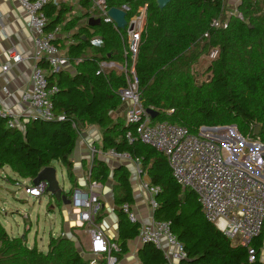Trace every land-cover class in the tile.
Masks as SVG:
<instances>
[{
  "label": "trees",
  "instance_id": "16d2710c",
  "mask_svg": "<svg viewBox=\"0 0 264 264\" xmlns=\"http://www.w3.org/2000/svg\"><path fill=\"white\" fill-rule=\"evenodd\" d=\"M91 1L80 3L88 10ZM104 2L106 9L127 6L128 18L146 6L134 66L145 109H152L161 120L186 128L192 134L201 127L234 126L241 137L251 134V138L264 143V0H239L236 10L241 20L229 16V2L222 5L218 0H171L163 10L156 7L155 0ZM64 10L63 4L54 2L45 6L46 30H53L63 22ZM217 19L228 21L227 28H212L211 22ZM99 20L98 25L81 28L73 36L75 44L68 47L69 60H81L75 74L52 72L46 63H39L49 72V87L57 90L51 97L52 121L31 120L19 130L7 128V119L0 118V169L9 167L18 180L31 183L41 170L58 163L74 187L70 158L77 138L82 128L97 126L101 130L102 150L113 149L138 160L150 179L149 184L160 189L152 219L169 224L186 253L185 264H261L264 227L251 241L256 257L249 263L247 250L232 246L204 218L195 195L175 184L163 156L137 140L129 143L125 135L132 127L126 128L124 122L111 118L110 114L121 105L117 91L125 87L124 76L106 70L97 74V71L100 63L125 61L126 36L125 31ZM72 27L67 24L65 30ZM92 38H99V45H93ZM90 49L92 53L86 58L85 53ZM213 49H217V56L206 68L210 75L206 81L197 83L198 74L192 70ZM170 110L172 114L168 115ZM255 126H258L257 136L253 135ZM108 175L106 165L94 158L90 180L103 183ZM113 179L119 220L118 261L127 250L125 241L137 237L138 225L129 223L120 209L122 204L133 203L128 171L118 167ZM100 213L101 210L95 218L96 224L101 220ZM139 260L141 264L163 262L161 252L151 245H144ZM88 262L89 257L79 253L75 243L66 237H50L47 251L40 252L35 246L29 248L25 237H10L0 224V264Z\"/></svg>",
  "mask_w": 264,
  "mask_h": 264
},
{
  "label": "built area",
  "instance_id": "2783aa9c",
  "mask_svg": "<svg viewBox=\"0 0 264 264\" xmlns=\"http://www.w3.org/2000/svg\"><path fill=\"white\" fill-rule=\"evenodd\" d=\"M56 1L18 0L26 18V28L32 36L35 65L30 74L29 89L24 91L20 97L21 103L27 105L30 110L29 114L15 117L0 112V118L7 119L6 127L9 129L23 130L26 124L35 119L45 122L54 119L51 97L57 90L55 87H49L47 80L49 72L41 68L39 63H46L52 72L60 71L64 63L59 55V47L55 44L57 30L49 32L45 29L47 17L44 8L50 2L59 4ZM218 1L222 5L228 2V0ZM119 9L126 13L127 22L124 30L126 36L125 61L121 64L117 63L118 74L123 75L125 80V87L117 91L121 104L126 105L124 126L132 127V131L127 130L126 132V140L129 143L137 140L162 155L175 184L182 191H190L195 195L204 218L229 239L232 246L245 248L248 262L253 263L256 252L251 247V241L260 235L264 227L263 157L254 156L253 159L256 162L252 164L253 167L226 158L224 152L229 146L234 145V141L230 139L231 132L230 136L227 134L222 137L215 134V131L225 132L230 127H201L196 134H192L186 128L168 121L152 122L142 106L138 92V79L134 70L145 24L146 6L137 9L129 18L127 17L129 12L127 6L123 5ZM108 10L104 0H93L88 14L91 18H101L104 23H111L115 27L107 17ZM231 15L242 19L237 10L229 16ZM227 26L228 21L222 22L217 19L211 22V27L214 29H226ZM8 56L15 63L22 61V58L15 55L13 51H9ZM216 56L217 49H213L207 55L206 60H214ZM104 64H99L97 74L105 71L106 65ZM111 64L115 67L113 63ZM8 69L9 65H4L1 67V72L5 73ZM167 114H172V110ZM233 129L235 133L231 134L236 135L238 132L235 127ZM249 145H258V143L251 142ZM89 154L91 162L97 156L106 155L117 160H130L140 165L138 160H132L127 154L117 153L113 149L102 151L91 146ZM139 173L141 174V170ZM87 181L86 189L73 191L70 206L78 211L79 222L86 228L89 236L88 264H117L116 255L120 253L118 245L108 242L103 230L95 223V218L101 210L98 196L100 184L90 180V171L87 174ZM46 188V183H39L35 187L23 186L21 191L29 198L38 199L46 194ZM143 189L147 194V204L153 215L157 207L155 197L160 189L149 183L144 184ZM120 209L129 223L138 225L137 238L141 245H151L161 252L162 264H185L186 253L171 233L168 223L153 219L147 223H139L128 204H122ZM259 260L261 264H264V253H261Z\"/></svg>",
  "mask_w": 264,
  "mask_h": 264
},
{
  "label": "crops",
  "instance_id": "0c3cea01",
  "mask_svg": "<svg viewBox=\"0 0 264 264\" xmlns=\"http://www.w3.org/2000/svg\"><path fill=\"white\" fill-rule=\"evenodd\" d=\"M81 0H57L59 4H63L66 7L63 22L53 30H57L56 42L60 51V57L64 60L61 66V71L69 74H75L78 68L79 61H71L68 58V47L75 44L73 36L84 26H88V18L82 17L88 14V10L92 7L93 1L90 3V8L87 10L81 6ZM229 5H237L239 0H228ZM93 19H99L93 18ZM68 24L73 25L71 30L66 31L65 27ZM49 29L47 31H53ZM91 33V31H89ZM94 40L100 42L99 38H92L93 45L97 46ZM13 51L15 55L22 58L20 63H15L13 59H9L8 52ZM92 50H87L85 57L89 58ZM34 47L32 36L26 28V18L23 10L21 9L18 0H0V112L11 114L15 117H22L29 114L30 110L27 105L21 103V94L29 89L30 74L35 65L33 60ZM78 63V64H76ZM105 63V70L107 72L119 73L117 63ZM9 65V69L5 72H1V67ZM49 75V74H48ZM126 111V105L121 104L119 108L111 113V118L114 121L124 122V113ZM91 146L97 147L102 150L101 145V130L97 126H87L82 128L79 138H77L75 148L71 155L72 173L74 177L75 186L72 187L71 182L68 180L66 170L58 163L65 172L66 178L69 183L68 191L63 192L70 197L73 191L76 189H86L88 185L87 174L90 171L91 161L89 149ZM103 151V150H102ZM98 160L102 161L108 168V178L105 182L100 183V189L98 190L99 201L101 204V220L97 224L104 232L105 238L108 242L117 243L119 240V220L116 216V207L114 205L113 188L116 186V182L113 179V173L118 167H124L129 173V185L131 189V195L133 203L130 205L131 210L136 215L139 223H147L152 220V213L147 204V194L143 189V185L150 183V179L145 171H143L141 165H137L130 160H117L109 156H97ZM139 169L142 174L139 173ZM11 170L9 167H3L0 169V174H7L5 172ZM16 178V176L11 172ZM25 185H31L29 180H21ZM22 184V183H21ZM7 189L0 186V200L6 201L5 195ZM48 200V213H54L57 211L61 218V225L58 228V233H52L49 235L53 238L68 237L70 232H76L75 228H80L81 224L78 219V211L71 206H64L63 204L54 203L53 207L50 206V201L53 197L49 194L43 195ZM42 198V197H41ZM41 198H38L39 202ZM1 224V222H0ZM2 226V224H1ZM3 227V226H2ZM4 228V227H3ZM86 231V228H84ZM5 230V229H4ZM74 230V231H73ZM68 231V232H67ZM8 234V233H7ZM9 235V234H8ZM26 242H28L26 238ZM49 239L47 241L48 245ZM41 243L42 240H41ZM86 244L89 246V236ZM126 252L118 258L117 264H141L139 260V254L144 248L141 245L138 238L135 237L132 240H126ZM34 246V245H33ZM31 248V247H29ZM40 252H46L41 249H37ZM84 255V254H83ZM104 264V263H102Z\"/></svg>",
  "mask_w": 264,
  "mask_h": 264
},
{
  "label": "rangeland",
  "instance_id": "374dc122",
  "mask_svg": "<svg viewBox=\"0 0 264 264\" xmlns=\"http://www.w3.org/2000/svg\"><path fill=\"white\" fill-rule=\"evenodd\" d=\"M237 6L238 4L231 5L232 8L230 7L228 12H235ZM94 41L96 44H99L97 40ZM208 62L209 61L207 60H201L200 63L193 68L192 73L198 74L197 83H202L208 79L210 75L206 72V68L209 65ZM161 121L163 120H161L160 117L152 119L153 123ZM233 128L234 127H230L225 130V132L215 131V134L223 137V135H229L230 132H234ZM231 133L230 139L234 141V145L229 146L224 152L226 158L228 157L240 164H246L249 167H253L252 164L256 162L253 159L254 156L264 157V143H261L259 139L251 138V134L243 138L239 133H236V135L234 134L235 132L233 135ZM240 139L243 140L241 141ZM251 142L258 143V145H249ZM51 167L56 171V179L59 187L67 192L69 183L64 170L56 163H53ZM260 169L259 172L261 171ZM5 173L7 174H0V186L7 189V194L4 196L6 201L3 202L0 200V222L2 226L10 237H25V239L27 238L28 240V242H26L28 247L32 248L34 245L37 249L39 248L45 251L49 235L52 233H58V228L61 225V218L58 212L54 211V213H48L47 205L49 202L46 200L45 196H42L40 202L37 199L25 196L21 191V188L26 186L23 184V181L15 178L9 170ZM70 198L71 195L69 199ZM50 203L49 207H53L55 201L52 200ZM84 228L85 227L82 225L80 228H75L76 232H70L71 234L70 236L68 235L67 238L75 243L79 253L89 257L88 245L86 244L88 234ZM41 240L43 243H41Z\"/></svg>",
  "mask_w": 264,
  "mask_h": 264
},
{
  "label": "water",
  "instance_id": "95a60500",
  "mask_svg": "<svg viewBox=\"0 0 264 264\" xmlns=\"http://www.w3.org/2000/svg\"><path fill=\"white\" fill-rule=\"evenodd\" d=\"M171 0H155L156 7L159 10H163ZM107 17L112 21L115 25V28L119 31H124L127 26L126 22V13L117 8H110L107 11ZM100 23L99 19H88V26L93 27ZM146 113L154 119L158 116V113L153 111L152 109H146ZM258 134V126H255L253 135L257 136ZM264 161V157L262 158ZM39 183H46V193L53 197V200L56 204H63L64 206H70V199L66 196L63 190L59 187L57 179H56V171L53 167H46L41 170L37 176L31 181L32 186H37Z\"/></svg>",
  "mask_w": 264,
  "mask_h": 264
}]
</instances>
